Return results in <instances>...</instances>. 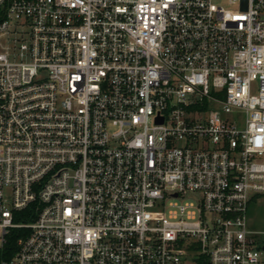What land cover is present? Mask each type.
I'll return each instance as SVG.
<instances>
[{"label":"built area","instance_id":"2783aa9c","mask_svg":"<svg viewBox=\"0 0 264 264\" xmlns=\"http://www.w3.org/2000/svg\"><path fill=\"white\" fill-rule=\"evenodd\" d=\"M260 203L264 0H0L1 264H264Z\"/></svg>","mask_w":264,"mask_h":264},{"label":"trees","instance_id":"16d2710c","mask_svg":"<svg viewBox=\"0 0 264 264\" xmlns=\"http://www.w3.org/2000/svg\"><path fill=\"white\" fill-rule=\"evenodd\" d=\"M24 234L22 229H14L6 237V242L0 247V264L3 261L11 260L19 249V239ZM199 264H207L203 259Z\"/></svg>","mask_w":264,"mask_h":264},{"label":"rangeland","instance_id":"374dc122","mask_svg":"<svg viewBox=\"0 0 264 264\" xmlns=\"http://www.w3.org/2000/svg\"><path fill=\"white\" fill-rule=\"evenodd\" d=\"M217 2H222L223 0H216ZM245 118L243 116L238 117V122L240 126H244ZM249 222L250 225L257 229L264 230V203L255 204L251 207L249 211ZM264 257V254L262 255Z\"/></svg>","mask_w":264,"mask_h":264}]
</instances>
